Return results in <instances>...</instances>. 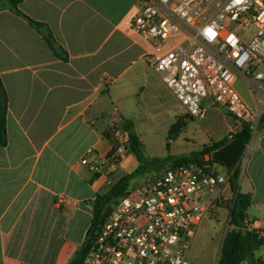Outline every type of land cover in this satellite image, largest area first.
Returning <instances> with one entry per match:
<instances>
[{
  "label": "crops",
  "instance_id": "1",
  "mask_svg": "<svg viewBox=\"0 0 264 264\" xmlns=\"http://www.w3.org/2000/svg\"><path fill=\"white\" fill-rule=\"evenodd\" d=\"M138 3L23 0L21 11L47 25L53 48L24 15L0 1V80L7 92V140H0V264H68L105 188L118 143L111 126L132 121L139 136L150 123H166L170 131L179 117V99L151 65L152 45L131 27ZM222 108H215L220 122L208 141L223 139L235 126ZM127 151L122 164L133 153ZM86 157L89 163L82 162ZM237 165L238 190L251 197L248 227L264 230V125L254 129ZM226 190L234 194L231 184ZM61 198L69 203L59 204ZM227 205L218 203L230 215ZM254 253L264 259V246Z\"/></svg>",
  "mask_w": 264,
  "mask_h": 264
},
{
  "label": "built area",
  "instance_id": "2",
  "mask_svg": "<svg viewBox=\"0 0 264 264\" xmlns=\"http://www.w3.org/2000/svg\"><path fill=\"white\" fill-rule=\"evenodd\" d=\"M138 9L131 27L152 45L151 65L186 114L202 118L209 105L222 106L235 119L230 140L244 123L257 129L260 115L237 82L264 85V0H139ZM109 131L118 141L114 156L123 157L129 132L118 124ZM229 177V171L195 161L146 175L114 204L83 264H191L202 218L234 197L226 190Z\"/></svg>",
  "mask_w": 264,
  "mask_h": 264
},
{
  "label": "rangeland",
  "instance_id": "3",
  "mask_svg": "<svg viewBox=\"0 0 264 264\" xmlns=\"http://www.w3.org/2000/svg\"><path fill=\"white\" fill-rule=\"evenodd\" d=\"M252 31L253 28L248 29V32ZM256 85L248 86L242 79L237 82L239 91L243 94L250 106L260 115V121L257 125L258 129L264 125V85L262 83ZM165 100L169 103L172 102L167 97ZM179 105V117L186 120V126L176 139H168L170 131H168L166 123H162L161 125H152L150 123L146 131L138 133L146 163L142 172L138 173L130 181V186L139 183L146 175L161 172L165 167L170 165L173 158L189 156L193 152H203L205 153V158L210 159L209 154L213 152L211 146L214 142L208 141V139L212 134V128L215 126V123L217 125L220 122L215 108L220 107L221 109L222 106L218 105L209 108L206 118H197L187 115L181 103ZM133 133L137 135L136 132ZM168 142H170L169 146ZM127 154L128 151L125 152L123 157H115L113 154L112 161L107 167L108 173L105 188L102 190V193H106L119 179L138 167L139 161L133 153H129L128 159L122 164ZM210 165H214L215 168L224 174L228 172L227 168L218 161H213ZM227 207L229 206L227 205ZM229 220L230 215H228V210L220 208L218 205L212 206L204 215L202 221L196 228L192 248L189 253L192 264L217 263L225 230L230 228V223L228 225Z\"/></svg>",
  "mask_w": 264,
  "mask_h": 264
},
{
  "label": "trees",
  "instance_id": "4",
  "mask_svg": "<svg viewBox=\"0 0 264 264\" xmlns=\"http://www.w3.org/2000/svg\"><path fill=\"white\" fill-rule=\"evenodd\" d=\"M1 1V0H0ZM11 8L18 13L24 15L31 23L32 26L43 32L49 43L53 48L57 44L49 31L47 25L43 22L32 19L23 13L19 7L23 0H7ZM132 121L124 122L119 127L126 129L129 132L130 147L139 161V165L132 172L124 175L119 179L106 193H100L96 196L93 202V217L91 224L87 230L86 238L75 255L68 264H83L86 252L91 244V240L99 228L100 224L104 221L108 213L111 211L114 204L118 201L121 195L126 193L130 186V181L138 174L141 173L145 167L146 159L142 151L138 136L132 132ZM186 126V120L178 117L176 122L171 126L168 135L169 140L176 139L182 129ZM254 129L248 123H244L242 128L234 134V138L240 139L244 143H249L253 135ZM109 133H107L108 135ZM0 140L3 144L7 140V92L0 80ZM231 140L228 136L216 141L212 144L211 150L214 151L226 145ZM170 142H168V146ZM208 146V145H206ZM115 147L112 150V154ZM205 153L193 152L189 156H180L173 158L170 165L179 164L181 162L195 161L199 164H210L216 161L214 158L206 159ZM169 165V166H170ZM166 168V167H165ZM240 175V168L235 166L230 171V184L234 197L228 206L230 208V225L228 229L217 264H240L243 260H248L249 264H264V259L255 256V250L264 246V230L250 229L248 227L247 209L251 203L249 194L241 193L238 190V181ZM245 230V233L243 232Z\"/></svg>",
  "mask_w": 264,
  "mask_h": 264
},
{
  "label": "water",
  "instance_id": "5",
  "mask_svg": "<svg viewBox=\"0 0 264 264\" xmlns=\"http://www.w3.org/2000/svg\"><path fill=\"white\" fill-rule=\"evenodd\" d=\"M247 144L238 138H234L223 147L214 150L209 158L222 162L229 170L233 169L244 155ZM245 233V230L243 231Z\"/></svg>",
  "mask_w": 264,
  "mask_h": 264
}]
</instances>
